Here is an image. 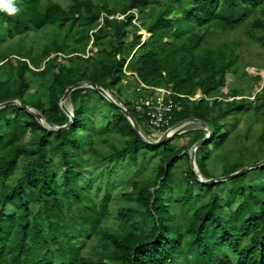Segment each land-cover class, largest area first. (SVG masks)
Masks as SVG:
<instances>
[{
	"label": "trees",
	"instance_id": "1",
	"mask_svg": "<svg viewBox=\"0 0 264 264\" xmlns=\"http://www.w3.org/2000/svg\"><path fill=\"white\" fill-rule=\"evenodd\" d=\"M113 1L11 0V16L0 8V105L21 101L63 127L62 98L86 82L121 101L144 133L150 118L135 104L155 94L145 85L171 91L181 107L155 132L193 119L211 128L196 153L205 180L217 178L207 162L228 143L232 115L262 124L264 147V87L255 102L236 88L223 92L243 58V45L224 36L243 31L264 48V0ZM199 93L213 100H190ZM70 100L75 121L62 132L17 106L0 110V264H264V166L201 183L190 150L202 131L154 147L111 103L116 114L101 127L106 99L97 91ZM221 167L222 177L244 168ZM111 219L118 230L104 226Z\"/></svg>",
	"mask_w": 264,
	"mask_h": 264
},
{
	"label": "rangeland",
	"instance_id": "2",
	"mask_svg": "<svg viewBox=\"0 0 264 264\" xmlns=\"http://www.w3.org/2000/svg\"><path fill=\"white\" fill-rule=\"evenodd\" d=\"M113 0H110V5L113 7ZM103 22V18L101 19ZM143 37V41H146L149 36H145L143 32L140 33ZM224 39L229 41L240 42L242 46L243 58L238 63V71L234 70L231 74L227 76V85L223 89L224 94H228L232 89H238L243 91L246 95L250 96V100L255 102L256 95L264 87V48L259 44L249 42L243 31H238L232 33L229 36H224ZM31 40H36V35L31 36ZM248 72V75H245ZM261 80H257V78ZM67 107L73 110L72 102L69 98L67 101ZM100 115L98 116L99 125L105 128L111 121L112 117L116 114L111 108L110 102L108 100L101 103ZM13 117V115H11ZM254 124L253 118L249 115H232L226 124L225 131L230 135V139L224 148L216 152L213 158L207 162V167L209 170L214 171L217 178H221L223 174V168L221 165L223 163H238L244 167L255 166L256 164L262 162L264 159V147L259 142V138L263 131V125L256 123ZM146 134L152 141L159 140L163 133L155 132L150 126H145ZM224 131V132H225ZM190 133V132H188ZM186 134V133H185ZM194 137V134H190ZM188 142L187 138L182 137L180 144H185ZM25 144H30V139L27 137L24 140ZM181 170L187 168V162H181ZM126 174L132 177L136 173V168L130 163H126ZM90 178L84 177L81 179V185L85 188L89 185ZM13 185V184H11ZM227 188L230 189V184H227ZM131 189L127 185L125 187V192H130ZM169 197L166 198L168 202ZM104 226L118 230L119 222L116 220H107L104 222Z\"/></svg>",
	"mask_w": 264,
	"mask_h": 264
},
{
	"label": "water",
	"instance_id": "3",
	"mask_svg": "<svg viewBox=\"0 0 264 264\" xmlns=\"http://www.w3.org/2000/svg\"><path fill=\"white\" fill-rule=\"evenodd\" d=\"M142 32H145V31H142ZM83 88H91V89L97 91L100 95H102L111 104H113L114 106L119 108L121 110V112L124 114V116L129 120V122L133 126L135 132L148 145L157 147V146L166 144L171 139H173V138H175L177 136H181V135H183L185 133L199 131V130L202 131L205 134V138L202 141L196 143L190 150L191 167H192L193 172L196 174L198 180L201 183L213 185V184H218V183H221V182H227V181H230V180H232L234 178H237L239 176L244 175L245 173L249 172L250 170L258 169V168L264 166V160H263L262 162L256 164L255 166L244 167L241 170H239L238 172H236V173H234V174H232L230 176H225V177L211 179V180H205L202 177V175H201V173L199 171V168L197 166L196 153L201 147H203L204 145H206L207 143H209L213 139L212 130L206 123H204V122H202L200 120H195V119L186 120V121L181 122L180 124H178V125H176V126H174L172 128H169L166 132H164V134L162 135V137L159 140L150 141L145 136V134L143 133V130H142L141 126L139 125V123L137 122L136 118L121 103V101H119L117 98H115L108 90H105V89H103V88H101V87H99L97 85L91 84V83L80 82V83L76 84L75 86L69 88L66 91L64 97L61 100V108L65 112V114L70 118V122H69V124H67L66 126H63V127H58V126L50 123L44 117L43 114H40V113L36 112L35 110H33V109H31V108H29L27 106H24L21 101H10V102H6L4 104H1L0 105V110L3 109V108L17 106V107L29 112L33 116H35L37 121L40 124H42L44 127L48 128L49 130L56 131V132L66 131L74 124V121H75L74 112H73V110H70L67 107V101L69 100L71 94L74 91L79 90V89H83ZM174 129H179V130H177L175 132H172V130H174Z\"/></svg>",
	"mask_w": 264,
	"mask_h": 264
},
{
	"label": "built area",
	"instance_id": "4",
	"mask_svg": "<svg viewBox=\"0 0 264 264\" xmlns=\"http://www.w3.org/2000/svg\"><path fill=\"white\" fill-rule=\"evenodd\" d=\"M143 87L154 90L155 94L153 96L142 98L135 104V109L143 116L148 115L151 128L153 130H159L163 126L169 124L170 115L176 110H181V107L173 101L174 94L171 91L146 87L145 85H143ZM201 99L207 101L213 100L204 96L202 93H199L195 98H190L191 101ZM220 100L222 99L220 98Z\"/></svg>",
	"mask_w": 264,
	"mask_h": 264
},
{
	"label": "clouds",
	"instance_id": "5",
	"mask_svg": "<svg viewBox=\"0 0 264 264\" xmlns=\"http://www.w3.org/2000/svg\"><path fill=\"white\" fill-rule=\"evenodd\" d=\"M0 8L5 10L10 16L17 13V8L14 6L11 0H0Z\"/></svg>",
	"mask_w": 264,
	"mask_h": 264
},
{
	"label": "bare ground",
	"instance_id": "6",
	"mask_svg": "<svg viewBox=\"0 0 264 264\" xmlns=\"http://www.w3.org/2000/svg\"><path fill=\"white\" fill-rule=\"evenodd\" d=\"M143 33L145 34V36H147V37L149 36V37H150V35L147 34L146 32H143ZM71 110H72V109H71ZM177 130H179V129H174V130H172V132H175V131H177ZM172 132H171V133H172ZM202 177H203V176H202Z\"/></svg>",
	"mask_w": 264,
	"mask_h": 264
}]
</instances>
